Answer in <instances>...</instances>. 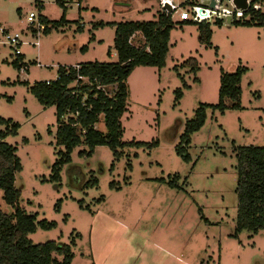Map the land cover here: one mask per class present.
<instances>
[{
  "label": "rangeland",
  "instance_id": "374dc122",
  "mask_svg": "<svg viewBox=\"0 0 264 264\" xmlns=\"http://www.w3.org/2000/svg\"><path fill=\"white\" fill-rule=\"evenodd\" d=\"M35 1L0 0V119L19 126L0 141L16 149L21 166L14 181L17 203L6 205L0 191V211L12 215L18 207L34 215L36 231L27 238L69 246L70 264H264V230L235 232L237 150L264 147V26L210 20L205 47L197 24H180L182 11L192 20L190 8L175 9L164 66L136 67L126 80L120 119L126 146H99L87 156L81 145L65 161L55 140V108L43 107L30 88L54 81L59 66L115 63V29L98 23L151 22L159 12L169 13L163 3H179L129 0L128 10L120 11L115 6L121 0H67L64 22L31 37L30 13L51 22L62 16L56 0H40L41 10ZM253 8L264 13V3ZM3 30L27 41L20 47L23 75L12 65L16 57ZM129 41L143 45L140 34ZM190 59L194 72L184 64ZM239 67L245 69L239 108L225 100L223 113L207 109L203 126L185 143L195 111L216 105L221 75ZM11 124L0 122V135Z\"/></svg>",
  "mask_w": 264,
  "mask_h": 264
},
{
  "label": "trees",
  "instance_id": "16d2710c",
  "mask_svg": "<svg viewBox=\"0 0 264 264\" xmlns=\"http://www.w3.org/2000/svg\"><path fill=\"white\" fill-rule=\"evenodd\" d=\"M38 8L40 0L35 1ZM62 8L59 22H51L43 15L39 16L40 23L46 26L43 33H47L48 25H59L64 22L65 5L67 0H56ZM254 3L262 4L264 0H252L250 7L243 13L242 19L231 25L264 26V13L255 11ZM249 20H244L245 17ZM180 24H190L181 21ZM221 25L220 23H218ZM174 23L171 14L159 12L155 21L151 22H122L98 23L96 27L112 26L115 29L113 47L117 61L115 63H87L76 67L57 68V79L35 83L30 88L32 96L43 107H54L57 130L56 144L65 150L64 158L78 146L88 149L87 156L99 146H106L111 151L126 146L121 142L122 127L120 119L126 110L127 88L126 80L134 68L152 67L161 69L165 64L168 50L169 33ZM198 41L205 47L210 46L211 32L206 23L197 24ZM140 34L143 45L134 46L130 38ZM21 56L12 62L14 68L20 70L23 64ZM190 63V65H189ZM184 64L194 67L193 59ZM195 69H193V72ZM245 69L237 68L232 74H222L219 80L218 102L216 105H200L195 111L193 119L186 124L185 135L197 132L204 124L206 110L223 113L224 101L229 100L231 109H238L241 95L240 82ZM1 123L11 124V121L0 119ZM102 123V129H97ZM19 128L11 124V129L0 135L4 139L8 135H16ZM130 146L142 144L130 143ZM157 145L152 142L150 146ZM16 149L0 141V191L4 203L14 207L19 198V191L14 187L15 175L21 171L19 159L15 155ZM85 155V154H84ZM186 159V158H185ZM63 160H60V163ZM237 172V212L235 232L246 231L257 234L264 230V147H243L236 153ZM53 180H58V169L54 170ZM172 185V184H170ZM53 224L40 223V227L49 229ZM36 231L35 216L27 215L18 207L12 215L0 211V264H70L69 246L46 242L32 244L27 235ZM60 258L57 260L53 257Z\"/></svg>",
  "mask_w": 264,
  "mask_h": 264
},
{
  "label": "built area",
  "instance_id": "2783aa9c",
  "mask_svg": "<svg viewBox=\"0 0 264 264\" xmlns=\"http://www.w3.org/2000/svg\"><path fill=\"white\" fill-rule=\"evenodd\" d=\"M178 6L177 7H171V5L166 2L163 3V8L165 6L169 7V14H172L175 12V9H184V7L190 8L192 20L187 19V12H181L182 20L186 22H191L195 24L199 23H208L210 20H214L216 23H220L221 25L225 22L229 21L230 24L232 22H237L242 19L243 13L245 11L241 9H237L232 0H212L208 4L201 3L197 4V0H178ZM252 3V0H246L247 9L250 7ZM45 17V16H44ZM29 18L32 21L29 29L31 30V37L35 36L38 37L40 33H43L46 29V26L42 23H40L39 18H36L33 13L29 14ZM36 22V23H35ZM35 23V24H34ZM6 32L1 31V34H5ZM37 40L33 42V46H38V38ZM5 40L8 45V48L12 50V53L15 57L22 56L20 52V47L22 44H27V41H21L19 36L17 34H14L13 36H10L8 34H5ZM38 67H40V64H36ZM26 71L25 66H22L19 70L20 75H23ZM56 75V79H57ZM55 79V80H56ZM50 81H46V84H48Z\"/></svg>",
  "mask_w": 264,
  "mask_h": 264
},
{
  "label": "crops",
  "instance_id": "0c3cea01",
  "mask_svg": "<svg viewBox=\"0 0 264 264\" xmlns=\"http://www.w3.org/2000/svg\"><path fill=\"white\" fill-rule=\"evenodd\" d=\"M68 1H72V0H68ZM114 1V3H115V5H116V2H117V0H113ZM121 3H122V5L121 6H118V5H116L115 7H116V9L117 10H120V11H122V10H124V11H127L128 10V3H129V0H121L120 1ZM124 3V4H123ZM80 7V6H79ZM139 10H137V12H138ZM18 14H19V12H18ZM103 23V22H102ZM120 23H122V22H120ZM114 24H116V23H114ZM110 27H112V26H110ZM77 66V65H76ZM76 66H72V67H76Z\"/></svg>",
  "mask_w": 264,
  "mask_h": 264
},
{
  "label": "water",
  "instance_id": "95a60500",
  "mask_svg": "<svg viewBox=\"0 0 264 264\" xmlns=\"http://www.w3.org/2000/svg\"><path fill=\"white\" fill-rule=\"evenodd\" d=\"M232 2L237 9L247 10L246 0H232Z\"/></svg>",
  "mask_w": 264,
  "mask_h": 264
}]
</instances>
